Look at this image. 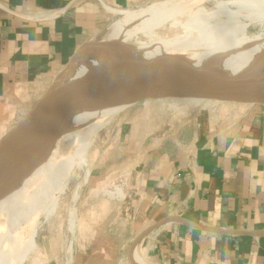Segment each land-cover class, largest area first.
I'll list each match as a JSON object with an SVG mask.
<instances>
[{"label": "crops", "instance_id": "obj_1", "mask_svg": "<svg viewBox=\"0 0 264 264\" xmlns=\"http://www.w3.org/2000/svg\"><path fill=\"white\" fill-rule=\"evenodd\" d=\"M142 1L0 0V137L36 85L107 27L110 9ZM122 137L83 187L90 210L68 264H264V108L204 111L177 128L157 111ZM114 183L123 200L100 193Z\"/></svg>", "mask_w": 264, "mask_h": 264}, {"label": "bare ground", "instance_id": "obj_2", "mask_svg": "<svg viewBox=\"0 0 264 264\" xmlns=\"http://www.w3.org/2000/svg\"><path fill=\"white\" fill-rule=\"evenodd\" d=\"M111 10L123 18L113 28L109 26L111 33L96 49L80 52L61 81L65 91L93 79L150 67L179 71L209 83L264 81V0H165L138 11ZM253 26L258 27L257 33H251ZM174 89L175 93L169 92L174 95L169 106L180 111V102L190 100L179 94L176 85ZM141 99L128 90L93 93L72 108L57 131H53L56 117L39 113L32 122L35 133L8 146L0 157V264H20L21 257L25 264L31 252H37L39 223L31 229L30 225L39 216L45 221L54 217L69 181L76 178L79 182L78 172L84 171L72 192L68 216V228L74 234L75 206L91 171L87 155L93 139L116 115ZM199 105L196 101V109L201 110ZM122 186L100 193L123 200ZM6 209L14 234L3 242L1 233L7 231L8 221L1 215H7ZM69 250H74L73 241ZM137 261L145 264L138 256Z\"/></svg>", "mask_w": 264, "mask_h": 264}, {"label": "rangeland", "instance_id": "obj_3", "mask_svg": "<svg viewBox=\"0 0 264 264\" xmlns=\"http://www.w3.org/2000/svg\"><path fill=\"white\" fill-rule=\"evenodd\" d=\"M163 1L165 0H147V1L144 0L141 3L137 4L135 7L127 10L138 11L140 10V8L142 9L145 7H149L154 3L163 2ZM210 7H212V5H210ZM110 12L112 13L111 9ZM117 15L113 16L112 21L107 25L105 29L94 34L91 37V39L81 49L77 51L75 59L79 58L78 55L80 54L81 51L83 52V50H86L87 48L88 50L96 49L98 47L97 45H100L103 42V40H106L108 38L109 34L111 33V29L109 26L113 24L111 26V28H113L114 24H116L120 19L123 18L122 15L120 14ZM250 31L251 33H257L258 27L253 26L250 28ZM49 84H50L49 80H46L36 85L37 87H35L33 93H31V98L28 99L26 97V102L21 104L22 106H19L15 112L11 113L10 121L6 125L2 126V132L7 131L10 127L15 125L28 112V110L36 102V99L45 92ZM157 94L158 93L152 95L151 96L152 99L140 100L131 107L126 108L121 113L116 115L115 119L110 124H108L106 127L101 129L99 134L94 138L95 141L93 139L91 145L92 147L87 155V163H89V169L91 171L89 173V177L86 182H89L92 178H94V176L100 173V171L104 169L105 164L107 165L108 162L109 163L113 162L112 160L114 159L115 152L117 153L121 151L117 147H120L121 143H125V142H120V140L123 139L122 136L127 137V135L130 134V131L135 126V122H139L141 116L144 115L156 116V113L158 111L159 116L161 115V117H163V121L166 124L168 125L170 124V126L173 125L175 128H177L178 125L182 123H184L185 126H189L192 120L197 118L199 113L201 112L204 113V111H202L203 109L201 110L196 109L197 108L196 100L193 99L191 100V98H188V100H190L189 102H184V103L180 102L181 103L180 105L183 106V107L180 106L182 111L181 110L173 111L172 107L169 106V104L172 102V99H174V95H170L169 92H161L158 95ZM150 124L151 121H149V125ZM150 126H153V124ZM78 173H80L79 174L80 178L81 180H83L85 175L84 171H80ZM75 179L76 178H71V180L69 181L70 182L69 189L71 190L68 189L66 191V194L63 196L64 198L60 201V205L56 215L46 221L44 220L43 216H39L37 220H35L34 223L30 225L31 226L30 229H31L35 223L36 224L39 223V227L36 235L37 252L35 251L31 252L25 264H68L70 263L69 256L71 251L69 250V246L71 245V241H73L74 251L80 247L81 242L79 241L78 232H80L82 228L81 219L83 218V214L87 213L89 209V208H83L84 202L88 198V194L86 191L87 189L83 188L85 185L84 184L83 187L80 189L79 198L75 206L76 216H77L76 218L77 226L73 234V232H71L68 228L69 227L68 216H69V210L72 207V203H71L72 194H73L72 192L77 186V183L81 181L80 180L79 182H77V180ZM4 217H6L5 220L8 221L7 223L8 227H7V231L2 232L1 234H2L3 242H6L8 238L13 236L14 229L12 230L10 229L11 216L9 215L8 211H7V215L5 214L1 215L2 219ZM36 255H37V259H36ZM21 261H22V257L20 259V264H23V262ZM133 263L136 264L138 263L137 256L133 257Z\"/></svg>", "mask_w": 264, "mask_h": 264}, {"label": "water", "instance_id": "obj_4", "mask_svg": "<svg viewBox=\"0 0 264 264\" xmlns=\"http://www.w3.org/2000/svg\"><path fill=\"white\" fill-rule=\"evenodd\" d=\"M76 54L53 77L45 92L36 100L28 112L0 137V157L8 146L18 138L35 133L33 120L39 113H51L56 117L54 132L71 114L80 100L89 98L93 93H112L128 90L137 93L142 99H152L157 92H173L178 87L182 96L199 102L202 111L222 116L239 117L251 111L264 108V81L235 85L233 83H209L179 71L144 68L131 69L111 77L93 79L65 91L61 81L73 64ZM109 81L107 85L103 84ZM144 86L149 88L143 89Z\"/></svg>", "mask_w": 264, "mask_h": 264}, {"label": "built area", "instance_id": "obj_5", "mask_svg": "<svg viewBox=\"0 0 264 264\" xmlns=\"http://www.w3.org/2000/svg\"><path fill=\"white\" fill-rule=\"evenodd\" d=\"M121 185V183H114V184H112L110 187H108L107 188V190H110V191H112V192H114L115 191V188L117 187V186H120ZM122 185H124L123 183H122ZM116 197H117V195H116ZM114 198V199H118V200H121L120 198ZM124 199V198H123Z\"/></svg>", "mask_w": 264, "mask_h": 264}]
</instances>
